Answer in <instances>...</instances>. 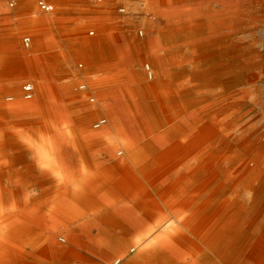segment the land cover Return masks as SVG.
Returning a JSON list of instances; mask_svg holds the SVG:
<instances>
[{
  "label": "rangeland",
  "instance_id": "obj_1",
  "mask_svg": "<svg viewBox=\"0 0 264 264\" xmlns=\"http://www.w3.org/2000/svg\"><path fill=\"white\" fill-rule=\"evenodd\" d=\"M50 1L55 6L52 13L42 12L37 0H0V91L1 87L7 91L16 88L22 101L34 102L39 93L34 89L33 97L26 99L24 87L46 84L62 88L72 98L45 106L63 108L70 122L91 119L95 124L108 119L95 113L99 107L97 93L105 87H130L139 101L161 105L159 112L166 131L177 136L178 142L210 129L211 119L226 104L229 111H236L226 127V141L237 146L240 154L256 137L264 136V0ZM199 30L204 32L202 36ZM28 37L31 43L26 46L24 39ZM104 46L110 61L115 60L118 48L123 49L122 59L130 61L128 70L133 81L125 75L110 79L101 69ZM10 96V92L5 94L4 102L12 103ZM124 97L125 101L131 100ZM86 107L91 109L89 114ZM12 110L24 112L22 107L14 106ZM36 112L30 110L26 118L19 120H51L47 110L41 115ZM110 128L108 124L103 129L109 132ZM20 143L28 147L24 139ZM263 156L264 139L251 156L244 157L249 161L245 181L254 171L264 176ZM173 172L165 173L166 184L170 177H180V171L177 175ZM254 195L250 189L235 193L233 199L240 196L235 204L238 209L228 218L220 211L206 219L207 210L202 208L195 214L198 228L181 229L187 237L185 242L193 240L205 249L225 224L226 236L234 242L238 233L230 224L239 212L246 222L241 248L246 249V263L264 264V191L258 200Z\"/></svg>",
  "mask_w": 264,
  "mask_h": 264
},
{
  "label": "crops",
  "instance_id": "obj_2",
  "mask_svg": "<svg viewBox=\"0 0 264 264\" xmlns=\"http://www.w3.org/2000/svg\"><path fill=\"white\" fill-rule=\"evenodd\" d=\"M101 52L99 65L110 79L125 75L133 81L128 70L131 63L122 59L123 49L118 48L115 57L111 56L114 61L109 60L105 46ZM2 54L1 50L0 57ZM34 89L39 93L34 102L22 101L16 88L7 91L1 87L0 91L3 127L0 131L3 132L2 146L5 144L1 152L5 162L2 175L6 180L2 178V183L8 199L20 202L24 193H30V206L46 212L47 222L51 223L50 229L40 228L20 216L15 217L28 229L19 228L10 234L13 238L6 235L3 247L15 249L14 253L17 249L19 253L31 249L25 260L20 254L18 264H247L246 249L232 259L220 249H210L211 240L205 249L193 240L189 243L194 245L190 249L177 248L188 255L189 260L184 262L171 261L149 247L155 237L167 235L170 230L181 231L186 241L181 229L193 231L199 226L196 216L180 224L162 199L166 170L157 160L166 154V148L157 142L165 141L166 127L159 112L161 105L139 101L134 88L105 87L97 93L99 107L95 113L108 119H100L95 124L91 119L74 123L67 120L68 114L63 108L45 106L72 98L69 93L46 84ZM8 92L12 103L4 102ZM124 95L131 100L125 101ZM14 106L29 108V111L36 109L37 115L47 110L51 120L21 122L19 118H26L29 111L20 114L12 110ZM90 110L85 109L88 114ZM108 124L109 132L103 129ZM115 124L122 125L126 133L115 132ZM45 126L48 131L42 135ZM21 139L26 141L27 148L21 145ZM125 141L131 143L126 150ZM44 147L50 156L46 164L40 153ZM152 161H157L153 167ZM155 204L161 207L164 216L155 210L151 214ZM169 222L172 224L168 225ZM45 252L49 253V260L43 258Z\"/></svg>",
  "mask_w": 264,
  "mask_h": 264
},
{
  "label": "bare ground",
  "instance_id": "obj_3",
  "mask_svg": "<svg viewBox=\"0 0 264 264\" xmlns=\"http://www.w3.org/2000/svg\"><path fill=\"white\" fill-rule=\"evenodd\" d=\"M121 11H124V10H121ZM173 15H174V13H173ZM220 25H222V24H220ZM203 33H204L203 31H200L199 35L202 36ZM189 35L190 34H188V36ZM191 36H192V34H191ZM204 36H205V34H204ZM186 37H187V35H186ZM224 40H226V39H224ZM183 41H185V40L183 39ZM217 46H218V44H217ZM232 46H233V44H232ZM235 46H236V44H235ZM226 48H227V46H226ZM193 62H195V61H193ZM188 65H190V64H188ZM147 69L149 70V67H147ZM151 73L152 72H150V76L152 77ZM242 77H244V76H242ZM245 78H246V75H245ZM230 80H232V79H230ZM226 82H228V81H226ZM31 86L32 87H31L30 91H26L27 86L24 87V91L26 92V99H31L33 97L34 86L33 85H31ZM230 86H231V84H230ZM225 89H226V87H225ZM227 90H228V88H227ZM120 101H117V102H120ZM227 106H228V104H226V108L224 106L223 107L224 109L218 110L216 112V117L211 119V121H210V123H211L210 127H209L210 129H208L202 135H198V134L196 135L195 134V136H192L189 138H182L181 141L178 142L177 136H174L173 134H171V131H166L165 137H164L165 141H163V140L158 141V142L156 141L159 144V146L166 148V154L163 157H161L160 159L158 158V160H157L158 162H161L160 164L162 165V167L165 168L166 174L171 172L172 170L174 171L172 173V175H177L179 171L181 173L179 178L176 176H172L167 180L168 184H166V189L164 188L165 191L163 192V196H162V199H164V203L166 205L165 207L168 210H170V213L173 214V216L179 221L180 224H184L189 220L190 217L196 216L195 214L200 212L202 208L203 209L205 208L207 210V213H206L207 215L205 214L206 219H209L210 215H212V214H213V216L217 215L220 211H223L225 214V218H228L235 210L238 209V207H235V204H236L237 198L239 199L240 196H236L233 199L232 196L235 193H237L238 191H240L242 189L243 190L250 189L255 194L254 195L255 200L256 199L258 200L260 198L262 192L264 191V176L261 173H257L254 171L249 176L248 181L244 180V177H245L244 176V170L246 169V167L249 163L247 158H244V157L245 156L249 157L253 154L254 150L259 145V143L261 144V142L263 141L264 136L256 137V139L253 141V143L250 144L248 146V148L245 150L244 154L243 155L240 154V152H238L236 149L237 146L231 145L230 142L226 141L227 138H229V136L225 135V132L227 131L226 127L230 126L229 122H231V120L236 115V111H229ZM121 108L124 109L123 106ZM22 109H23L22 111H24L23 113H27L29 108H26V109L22 108ZM125 110H126V108H125ZM121 114H123V113H121ZM124 114H126L125 111H124ZM120 118H122V117H120ZM205 121H206V119H205ZM129 124H130V122H128V125ZM0 128L1 129L3 128L2 125H0ZM42 129H44V130H42L41 134L42 135H43V133L46 134V130L48 129V127L45 126ZM114 129H115V132L122 134V135H124L127 131L122 125H117V124H115ZM135 132H137V131H135ZM251 133H252V131H251ZM235 136H236V134H235ZM132 137L134 140V138H135L134 135ZM134 141H136V140H134ZM2 143H3V132L1 130L0 131V264H18L20 254H21L22 258L25 260L26 256H28L27 254H30L29 252L31 249H24L23 251H21V253H19L18 249H17L16 253H14L15 249L14 250L5 249L3 247L4 237L6 235H8V237L13 238L14 236L10 235V234L11 233L14 234L15 231H17L19 228H21L22 230L28 229L26 224H21V223L17 222L15 220V217L20 216L25 221H27L29 223H33L37 227H40V228L50 229L51 223L47 222L46 212H44L42 209L38 208L37 206L36 207H34V205L30 206V201H29L30 193H24L22 200L20 202L14 201V200L10 201L8 199V195H7L8 193L5 189L6 187H4V185H3L4 182L2 183V178H3L2 168L5 165L4 157L2 156V153H1L2 147L5 144L2 146ZM138 143H139V141H138ZM248 143H249V141H248ZM130 144H131L130 142L125 141L124 142V146H125L124 149L125 150L129 149ZM40 150H38V151H40V153L42 152L41 156L44 158L43 160H45L44 164H46V161H47L46 158H48V156H49L47 154V148L46 147H44L42 149L40 148ZM48 152H49V149H48ZM251 159H253V158H251ZM251 159H249V160H251ZM168 161H169V163H168ZM156 162L152 161L151 166L153 167L154 165H156ZM253 165H255V164L253 163ZM5 182H6V180H5ZM31 187H32V185H31ZM96 210L98 212H101L100 209H96ZM154 210L157 211L159 213V215H161V216L165 215V213H163L161 207H159L157 204L152 205V210H151L152 215H153ZM241 218H243V217H241L240 213L237 212L236 216H234L233 222L230 224V228H232L231 227L232 225L236 226L237 233H238L237 238L233 239V241L235 240L234 242H232V243L229 242L228 237H227L228 234L226 232L228 227L225 224V227L222 228L221 230H219L217 235L213 239H211V241L209 243V248L210 249H220L224 252L225 256L228 257V255L230 254L232 259L234 257H237L239 252H241L243 250L241 248H242V246H244V239H245L244 234H243L244 233L243 229L245 228L246 222H243L241 220ZM166 219H168V218H166ZM226 221H227V219L224 221V223H226ZM61 223L63 224L62 221H61ZM176 231L170 230L167 235H159V236L155 237L150 242L149 247L151 249H156V250L160 251V253H162L164 256H166L171 261H183L184 262L187 259L189 260V257H188V255H185V253L180 249L181 248L190 249V245H187V243L185 242V238L183 237L181 231H179V230L177 232ZM226 234H227V236H226ZM235 246H237V247L235 248ZM177 248H180V249H177ZM42 256L45 260H47V259L49 260V258H50L49 253H47V252L43 253ZM260 257H261V254H260ZM42 264H44V263H42Z\"/></svg>",
  "mask_w": 264,
  "mask_h": 264
},
{
  "label": "built area",
  "instance_id": "obj_4",
  "mask_svg": "<svg viewBox=\"0 0 264 264\" xmlns=\"http://www.w3.org/2000/svg\"><path fill=\"white\" fill-rule=\"evenodd\" d=\"M9 4H10L11 7L14 5L13 2H11ZM37 5H38V8L42 12L52 13L53 11H55V6L50 0H37ZM24 43H25L26 46H29L30 43H31V39L29 37L25 38L24 39ZM31 87H32L31 85L27 86L26 87V91H30Z\"/></svg>",
  "mask_w": 264,
  "mask_h": 264
}]
</instances>
